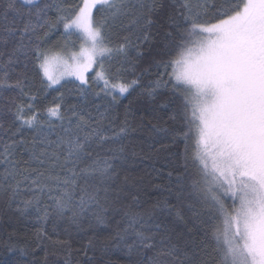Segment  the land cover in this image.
<instances>
[{"label":"snow or ice","instance_id":"1","mask_svg":"<svg viewBox=\"0 0 264 264\" xmlns=\"http://www.w3.org/2000/svg\"><path fill=\"white\" fill-rule=\"evenodd\" d=\"M0 212L27 264H264V0H0Z\"/></svg>","mask_w":264,"mask_h":264},{"label":"trees","instance_id":"2","mask_svg":"<svg viewBox=\"0 0 264 264\" xmlns=\"http://www.w3.org/2000/svg\"><path fill=\"white\" fill-rule=\"evenodd\" d=\"M70 2H75V0H70ZM59 35V32L56 33L55 36H53V39L56 38V36ZM79 41H77V48L78 49ZM95 73H92L90 75L94 76ZM71 86V85H69ZM141 89L139 87H134L133 89H130L129 93H126L124 96L119 97V110L123 111L125 106H130L133 113L136 117H139L141 113L143 112L145 115H148V109L150 107L149 100L144 97L140 96ZM55 92H51V94L48 96L47 100L42 101V103L46 104L48 101L51 100L52 96H55ZM164 99L163 96H160L155 101L156 104H159ZM141 135V134H137ZM193 138V147H195ZM140 167H143V165H140ZM155 183H159V180H154ZM155 195V192H154ZM37 225H35L33 222L25 221L18 217L16 213L8 212V213H2L0 212V241H2L4 238L8 237L9 233H14L11 237V243L15 244L16 247L12 249V251H8L6 247H4L2 244H0V264H27L28 261L32 259L31 255H25L20 251V248L22 246H25L27 236L30 235V233L34 230V228ZM51 223L48 224V230L51 232ZM57 237H53V239H56ZM59 239H69V242L71 244V247L73 250L80 248L81 244L84 242L86 237L83 235H73L72 237H65L64 235H61ZM29 248H34V243H29ZM47 251L49 252L48 262L49 264H55L56 261L59 260L60 264H63V253H60L59 255H51L52 248L49 246L47 248ZM45 254L44 249H40L36 253L37 259L43 257ZM111 259L113 262H116V264H119V262L122 260L121 253L119 251H113ZM72 264H77L76 262V256H73Z\"/></svg>","mask_w":264,"mask_h":264},{"label":"rangeland","instance_id":"3","mask_svg":"<svg viewBox=\"0 0 264 264\" xmlns=\"http://www.w3.org/2000/svg\"><path fill=\"white\" fill-rule=\"evenodd\" d=\"M78 50V49H77ZM94 73V72H93ZM92 74V73H91ZM229 204H230V201H229Z\"/></svg>","mask_w":264,"mask_h":264}]
</instances>
